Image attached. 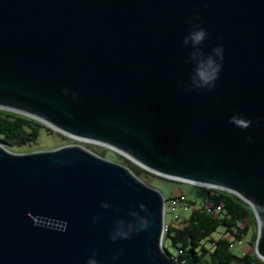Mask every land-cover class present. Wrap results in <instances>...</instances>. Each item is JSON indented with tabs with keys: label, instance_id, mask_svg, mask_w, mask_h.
Segmentation results:
<instances>
[{
	"label": "water",
	"instance_id": "water-1",
	"mask_svg": "<svg viewBox=\"0 0 264 264\" xmlns=\"http://www.w3.org/2000/svg\"><path fill=\"white\" fill-rule=\"evenodd\" d=\"M0 104L226 186L264 264V0H0ZM165 201L81 146L0 144V264H178Z\"/></svg>",
	"mask_w": 264,
	"mask_h": 264
},
{
	"label": "trees",
	"instance_id": "trees-1",
	"mask_svg": "<svg viewBox=\"0 0 264 264\" xmlns=\"http://www.w3.org/2000/svg\"><path fill=\"white\" fill-rule=\"evenodd\" d=\"M40 126L41 123L34 119L0 110V144L9 149L16 145L35 142ZM129 168L138 177L142 173L155 176L134 163H130ZM204 190L201 207L191 210L180 224L166 225L163 236L165 251L178 264H254L258 259L254 251L258 231L251 207L226 191ZM187 199L193 205V201ZM207 201H211L214 206L221 205L222 210L218 214L207 213L203 206ZM246 219L248 225L254 227L250 241L252 250L238 256L233 252L231 245L240 241L247 232V226L242 228L240 226ZM221 229L223 235L214 237L213 235ZM169 247L175 253H172Z\"/></svg>",
	"mask_w": 264,
	"mask_h": 264
},
{
	"label": "rangeland",
	"instance_id": "rangeland-1",
	"mask_svg": "<svg viewBox=\"0 0 264 264\" xmlns=\"http://www.w3.org/2000/svg\"><path fill=\"white\" fill-rule=\"evenodd\" d=\"M0 110H3V109H0ZM3 111H7V110H3ZM9 112H12V111H9ZM41 125L42 126H40L38 129V134H37L35 142L26 143L22 145H16L13 148H9V150L15 153H28V152H34V151L57 149L59 147L66 146V145H77V146H81L89 150L90 152L98 156L104 155L105 159L122 164L128 169H130L129 164L134 163L126 156L104 145H100L97 142L78 140V139L68 136L67 134L54 130L53 128L47 126L46 124L41 123ZM138 179L142 181L144 184L149 185L161 191L162 194L164 195L166 203H169V199L171 197H178L181 195H185L187 198L193 201V205L190 204L191 206L188 210L184 211L183 208L178 209L177 211L178 219L176 221L174 219V216L171 214L169 208H167L166 216H165V225L170 224V223L178 225L183 219L188 217L191 210L201 207L203 203L204 194H205L204 189H208V187L198 186V185H194L192 183H188L184 181L167 179V178L160 177L158 175L151 176L146 173H142L138 177ZM240 226L241 228L247 226L248 230L245 233V235L242 237L241 242L240 241L234 242V247L232 248V250L238 256H241L245 252L252 250L250 241L252 239L253 230H254V227L252 225H248L247 219L244 220ZM222 231L223 230L221 229L220 232L214 234L213 236L214 237L222 236L223 235ZM169 250L172 253H175V251L171 247H169Z\"/></svg>",
	"mask_w": 264,
	"mask_h": 264
},
{
	"label": "bare ground",
	"instance_id": "bare-ground-1",
	"mask_svg": "<svg viewBox=\"0 0 264 264\" xmlns=\"http://www.w3.org/2000/svg\"><path fill=\"white\" fill-rule=\"evenodd\" d=\"M0 107L1 108H6V109H11V110L18 111V112H22L24 114H27L29 116H32V117L40 120L41 122H43L47 126L52 127V128H54V129H56V130H58V131H60V132H62L64 134H67L68 136H71V137H73L75 139L82 140V141H93V142H97L100 145H104V146H106V147H108V148H110V149H112V150H114V151H116L118 153H121L123 155L128 156L129 158L137 161L138 163L146 166L147 168H149V169H151V170H153L155 172H160L159 170H157V169L149 166L148 164L142 162L140 159H138L137 157H135L134 155H132L127 150H125V149H123L121 147H118V146H116V145H114L112 143H109V142H107L105 140H101V139L93 138V137H90V136H85V135H82V134L75 133V132L70 131V130L64 128V127H61V126H59V125H57L55 123H52V122H50V121H48V120H46V119H44V118H42V117H40V116L32 113V112H29V111H26V110H23V109H19V108L10 106V105H3V104H0ZM160 173H162V172H160ZM163 174H165V173H163ZM165 175L172 176L175 179L185 180V182L187 181V182H192V183L194 182V183H199V184H206L208 186L209 185H212V186H216V187L227 188L226 186H223V185L210 184V183H206V182H201V181H197V180L185 178V177H182V176L171 175V174H165ZM260 222H261V220H260Z\"/></svg>",
	"mask_w": 264,
	"mask_h": 264
},
{
	"label": "built area",
	"instance_id": "built-area-1",
	"mask_svg": "<svg viewBox=\"0 0 264 264\" xmlns=\"http://www.w3.org/2000/svg\"><path fill=\"white\" fill-rule=\"evenodd\" d=\"M198 186H203V185H198ZM203 187H208V189H214L209 186H203ZM216 190V189H215ZM190 203L188 202V199L184 196H178V197H171L169 199V203H166L165 201V209L164 213L166 216V209L169 208L171 214L174 216L175 221L178 219V209L183 208L184 211L188 210L190 208ZM204 209L206 210L207 213L209 214H218L222 210V206H214L211 201L205 202L203 205ZM166 229V225H164V231ZM241 242V240H240ZM231 247H234V244L231 245Z\"/></svg>",
	"mask_w": 264,
	"mask_h": 264
}]
</instances>
